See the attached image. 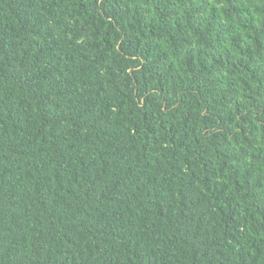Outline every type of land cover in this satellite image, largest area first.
I'll return each instance as SVG.
<instances>
[{
    "label": "trees",
    "instance_id": "trees-1",
    "mask_svg": "<svg viewBox=\"0 0 264 264\" xmlns=\"http://www.w3.org/2000/svg\"><path fill=\"white\" fill-rule=\"evenodd\" d=\"M0 264H264V0H0Z\"/></svg>",
    "mask_w": 264,
    "mask_h": 264
}]
</instances>
